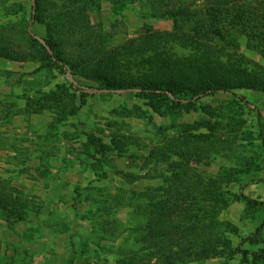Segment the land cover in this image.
<instances>
[{
    "label": "rangeland",
    "instance_id": "rangeland-1",
    "mask_svg": "<svg viewBox=\"0 0 264 264\" xmlns=\"http://www.w3.org/2000/svg\"><path fill=\"white\" fill-rule=\"evenodd\" d=\"M96 1L78 4L91 10L78 15L85 33L78 34L82 48L76 51L65 19L53 18L62 0H0V51L9 56L0 55V182L18 189L30 201L29 210L39 211L9 224L0 208V264H119L136 246L129 231L136 216L125 208L100 215L95 200L119 189L175 180L209 185L210 192L188 195H206L221 204L217 229L229 246L213 258L187 264H264V91H232L246 97L250 108L224 91L190 97L98 89L94 78L117 65L122 49L143 42L152 46V39L173 30V19L142 17L148 14L144 10L161 12L189 2L193 16H200L205 7L203 0H126L124 9L114 11L124 0ZM26 24L42 44L47 26L55 25L64 53H79L86 62L58 73L48 57L53 51L31 47L20 32ZM9 25L12 29L4 27ZM232 36L231 49L264 67L263 55L247 48L240 34ZM100 48L120 54L97 63ZM157 147L155 165L147 156ZM169 147L179 153L170 158ZM232 247L245 250V256Z\"/></svg>",
    "mask_w": 264,
    "mask_h": 264
},
{
    "label": "trees",
    "instance_id": "trees-1",
    "mask_svg": "<svg viewBox=\"0 0 264 264\" xmlns=\"http://www.w3.org/2000/svg\"><path fill=\"white\" fill-rule=\"evenodd\" d=\"M83 1L86 4H97L96 0H62L61 4H57V14L53 15L55 19L58 16L65 19L66 30L71 35L76 51L79 47L82 48L79 39L83 36L78 37V34L84 32L78 15L91 10L90 6L78 5ZM126 3V0L119 2L113 10L124 9ZM179 4L184 5L175 9L165 8L161 12H156L152 7L144 10L148 14L142 17L173 19V30L152 39V46L143 42L138 47L122 49L125 51L122 59L116 60L117 65L107 67L106 70L101 67L102 70L94 78L100 85L98 89L136 90L143 96H166L168 93L183 92L190 94V97L224 91L238 97L246 106L254 108L246 97L232 91L241 87L264 91V67L230 46L233 47L234 43L232 34L238 33L245 38L244 45L247 48L264 56V0H203L202 6L205 8L200 16H193L192 12L196 10L193 11L188 6L189 2ZM38 6L37 1L36 11ZM85 24L89 25L88 16ZM4 27L12 29L13 25ZM55 27L53 24L47 26L48 36L44 39L46 44L33 37L28 24L20 32L31 42V47L36 46L44 54H47L46 48L51 49L53 53L48 55L52 58L51 65L58 73L63 74L65 67L76 69L78 62L86 61L79 53H64L59 45L61 41L54 37ZM3 38L8 39L7 36ZM6 43L18 46L12 40ZM176 46L183 48V52L168 51ZM22 49L25 47L22 46ZM158 50L159 54H154ZM3 51H0V55L8 58ZM23 52L31 59L30 54ZM97 53L98 63L106 56L117 57L115 55L119 52L116 49L112 51L100 48ZM60 111L64 117L67 110L62 108ZM54 122L58 123L56 120ZM262 142L264 144V139ZM153 149L155 150L149 152L147 161L158 165L159 148ZM169 151L170 158L179 153L171 147ZM187 170L191 169L186 168ZM2 186L7 194L3 193ZM210 191L209 185L186 184L175 180L169 185L140 190L119 189L116 194L105 197L104 201L96 199L100 215H109L111 211L125 208L136 216L135 223L129 230L136 246L124 252L127 253L124 258H127L120 260L119 264H187L213 258L223 251V247L229 248L217 229V215L221 204L209 200L206 195H188L190 192ZM240 197L251 202L246 196ZM29 204L30 201L18 189L9 186L6 181L0 182V208L7 211L9 224L27 221L30 214L39 212L36 209L29 210ZM143 216L144 221L140 219ZM116 221L119 227L124 226L122 222ZM263 224L264 221L260 226ZM146 242H149V246L144 248ZM232 250L241 253L242 257L246 254L239 247H232Z\"/></svg>",
    "mask_w": 264,
    "mask_h": 264
}]
</instances>
